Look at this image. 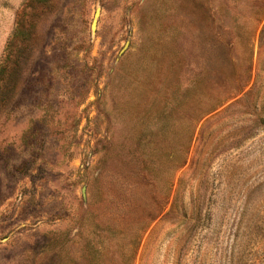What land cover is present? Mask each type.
Wrapping results in <instances>:
<instances>
[{
  "label": "rangeland",
  "instance_id": "374dc122",
  "mask_svg": "<svg viewBox=\"0 0 264 264\" xmlns=\"http://www.w3.org/2000/svg\"><path fill=\"white\" fill-rule=\"evenodd\" d=\"M0 264H264V0H0Z\"/></svg>",
  "mask_w": 264,
  "mask_h": 264
},
{
  "label": "water",
  "instance_id": "95a60500",
  "mask_svg": "<svg viewBox=\"0 0 264 264\" xmlns=\"http://www.w3.org/2000/svg\"><path fill=\"white\" fill-rule=\"evenodd\" d=\"M98 13H99V12L97 11V12H96V14H95V17H97V16H98ZM95 26H96V22L94 21V22H93V24H92V29H94V28H95Z\"/></svg>",
  "mask_w": 264,
  "mask_h": 264
}]
</instances>
